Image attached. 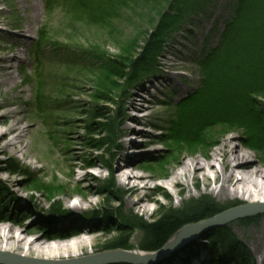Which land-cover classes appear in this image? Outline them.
<instances>
[{"label": "rangeland", "instance_id": "rangeland-1", "mask_svg": "<svg viewBox=\"0 0 264 264\" xmlns=\"http://www.w3.org/2000/svg\"><path fill=\"white\" fill-rule=\"evenodd\" d=\"M88 1L93 9L81 7V0H0V103H13L0 110V114L17 111L23 119L22 126L29 129L22 143V146L28 144L29 156L11 148L0 151V225L14 226L16 234L20 232L17 226L39 229L41 224L55 219L47 213L52 207L74 213L80 199L78 194L85 191L93 205H83L76 215L90 228L87 233L79 234L87 241L85 248L89 255L103 252L112 239L122 237L127 250L139 245L138 250L146 256L149 253L140 250L141 233L118 231L119 215L151 222L167 210L201 196L210 197L220 206H248L241 192L234 197L218 196L220 183L214 182V172L209 170L206 180L199 175L198 186L189 182L181 194H177L178 187L163 186L166 181L162 178H147L144 181L147 187L141 195L152 197L155 202L142 200L126 208L122 200L127 199L128 184L116 170L117 165L132 158L136 168L131 172L150 176L164 170L171 172L174 166L164 161L170 151L182 159L200 155L203 146H186L172 140L171 109L189 92L201 87L199 61L218 43L225 22L233 15L235 0ZM169 7L168 14L176 23L161 39L160 51L146 50L151 67L145 71L134 67L124 69L141 53ZM177 10H182L179 15ZM38 43L40 48L36 46ZM5 73L14 77V84L4 82ZM135 93H140L137 103L144 105L145 110L127 109ZM254 103L264 122V96H254ZM91 109L105 113L103 118L112 113L119 116L114 144L107 143L99 130L93 134L87 132L88 124L104 120L89 121L87 115ZM5 121L9 123L8 117ZM8 123L0 125V132L8 128ZM128 127L131 131L127 134ZM212 132L206 143L232 139L234 145L251 154L252 164L264 172L260 154L245 146L240 131L219 134L215 128ZM99 140L102 145L92 147ZM129 142L123 151L122 147ZM4 143L5 139L0 142L1 148ZM215 145H210L207 151ZM141 155L145 157L139 158ZM69 157L72 166L68 165ZM8 161L18 164L19 171L9 168ZM213 168L219 169L216 162ZM83 175L88 179L82 180ZM110 178L115 186L111 191L106 183ZM52 183L59 185L58 196L44 201L42 193ZM136 184L143 185L141 181ZM9 185L14 186L11 189ZM91 190L94 192L90 193ZM36 204L43 210H38ZM107 212L111 213L110 221L105 219ZM263 221L264 213H258L209 226L195 234L191 245L148 264L177 261L196 264L207 257L206 264H236L232 259L242 250L249 252L254 264H264V247L253 248ZM105 225L113 231H101ZM223 230L228 234L218 235ZM75 236L70 234L64 240ZM89 239L98 246L95 253L90 250ZM224 245L229 246L224 256L214 253L213 248L222 247L221 252ZM260 254L262 262L258 263Z\"/></svg>", "mask_w": 264, "mask_h": 264}, {"label": "trees", "instance_id": "trees-1", "mask_svg": "<svg viewBox=\"0 0 264 264\" xmlns=\"http://www.w3.org/2000/svg\"><path fill=\"white\" fill-rule=\"evenodd\" d=\"M81 1V7H92L88 0ZM170 7L169 11L160 17L155 30L141 48V53L124 69L134 67L135 70L145 71L149 67L146 50L153 51L152 53L159 50L161 39L176 23L168 14L171 12ZM181 11L177 10L176 13L179 15ZM177 18L180 20L181 16ZM218 40L199 61L201 87L189 92L171 109V117H174L173 122L169 120V123H172V140L186 146L204 147L208 140L206 137L213 129L217 128L219 134H229L237 130L243 135L245 146L253 152H258L264 162L263 115L255 110L254 103V96H264V0H235L233 15L225 22ZM36 46L40 48L39 43ZM170 106L171 103H168L167 107ZM104 115L105 113L91 109L87 115L89 121L97 118L104 120L95 125L88 124L87 132L93 134L99 130L107 143L114 144L119 116L112 113L103 118ZM101 145L102 141L99 140L92 147L99 148ZM7 165L16 172L19 171L18 164L15 165L12 161H8ZM106 183L109 191L114 189L112 178ZM236 207L239 206H220L210 197L201 196L198 199H189L179 208L167 210V213L161 214L151 222L137 216L126 218L119 215L118 231H125L127 234L136 231L141 233L143 239L140 250L153 253L159 251L182 227L211 219ZM110 214L105 213L107 221L112 220ZM101 231L109 233L113 229L108 230L105 225ZM227 234L226 230L218 233ZM122 240V237L112 239L105 250L127 249L125 241ZM220 248L215 247L213 251L218 256H224L229 246L224 245L221 252ZM232 261H236V264H254L249 252L243 250Z\"/></svg>", "mask_w": 264, "mask_h": 264}, {"label": "bare ground", "instance_id": "bare-ground-1", "mask_svg": "<svg viewBox=\"0 0 264 264\" xmlns=\"http://www.w3.org/2000/svg\"><path fill=\"white\" fill-rule=\"evenodd\" d=\"M4 76H7L4 82L14 84V77L10 73H5ZM138 99H140V93L133 94L130 97L127 109L137 108L138 110H145L144 105H138ZM12 105V101H3L0 103V110L9 108ZM7 117L9 123L5 121ZM22 122V117L19 116V113L15 110H10L7 114H0V125L8 123V128L4 132H0V142L5 139L4 146L2 148L0 147L1 152H4L6 148H11L19 151L23 156H29L27 151L28 144L22 146L23 140L29 134V129L22 126ZM129 131H131V129L129 127L126 128L127 134ZM216 140L208 141L202 148V152L199 156H191L188 159L179 158L177 154L171 153V151L169 153L167 152L168 158L164 161L167 165L174 166L171 172L163 169V172L150 176L133 173L131 171L135 169L136 166L132 165V158H128L122 165H117L116 170L121 173L128 184L127 195L125 196L127 199L122 200L127 206L126 208L136 206L142 200H148L151 203L155 202L152 197L141 195L142 190L147 187V183H144L147 178H162L166 181L163 186L170 189L178 187L179 190L177 194H181L182 190L186 188L189 182H191L192 185L195 184V186H198L199 175H201L202 179L206 180L209 170H213L214 172V182L218 180L220 183L217 192L218 196L222 198H227L229 196L234 197L241 192L243 196H246L245 200H247L248 204L247 209L253 211L258 208L260 204L264 207V172L257 165L252 164L251 154L242 150L240 145H234L232 139ZM130 144L131 142L124 145L122 150L126 151ZM213 144H216L215 147L208 152L207 150H209L210 145ZM143 157H145V155H141L139 158ZM214 162H216L219 169L213 168ZM68 165L72 166L70 157ZM81 179L85 181L88 179V176L83 175ZM137 181L143 183L142 187L136 184ZM53 184L54 183L46 185L47 190L42 193L44 194L42 196L44 201H50L52 198L58 196L56 190L59 185ZM13 186L14 185H9L11 189ZM92 192H94V190L90 191V193ZM89 196L88 192L80 191L78 194L80 199H78L79 201L75 206L74 213H67L62 210L61 207H52L47 213L53 215L55 219H50V223L41 224L39 229L27 230L24 228L20 229V226H17L20 232L18 231V234H16L14 226L5 225L2 227L0 225V253L11 254L12 256L20 255L25 259L32 258L38 261L36 262L38 264H76L81 257L89 255V252H87L85 248L87 241L79 236V234L87 233L90 228L76 215L83 205L86 207H91L93 205V201L89 199ZM108 205H110V202H108ZM35 206L38 210H43L38 204ZM119 209L122 210L121 207H119ZM23 216L21 217L23 218ZM204 227L205 226L190 230L185 235L187 237L175 243L169 253L173 254L185 245H191L196 239L193 238L195 234L207 228ZM70 234H76V236L72 239L64 240L66 236ZM256 235L257 240L253 243V248L262 250L264 247V221L261 223V228ZM27 236H31L32 238L27 239ZM70 240L73 242H69ZM88 242L90 244V250L92 253H95L98 246L96 243H93L91 239H89ZM52 243L55 245H52ZM138 249L139 245L137 247L136 245H132L130 251L135 256H143ZM3 255L0 254V257ZM207 262L208 257L196 261V264H206ZM257 262H262L261 254L257 257ZM175 264L181 263L177 261Z\"/></svg>", "mask_w": 264, "mask_h": 264}, {"label": "water", "instance_id": "water-1", "mask_svg": "<svg viewBox=\"0 0 264 264\" xmlns=\"http://www.w3.org/2000/svg\"><path fill=\"white\" fill-rule=\"evenodd\" d=\"M258 213H264V207L262 204L259 205L258 208L253 211L247 209L245 207H237L230 210H227L219 215L214 216L211 219L201 221L197 224L187 225L182 227L179 231H177L174 236L170 237L166 244L156 252H153L150 256H135L130 249H113V250H104L103 252L87 255L85 257H81L76 264H119V263H127V264H148L150 261H153L157 258H161L166 256L169 251L172 249V246L180 242L182 238L185 236L190 230L194 228H201L203 226H215L222 225L230 219L234 218H245L248 216H253ZM204 227V228H205ZM175 248V247H174ZM143 252V251H142ZM3 255L4 253H0ZM33 259H25L23 256H12L11 254H4L0 257V264H38Z\"/></svg>", "mask_w": 264, "mask_h": 264}]
</instances>
